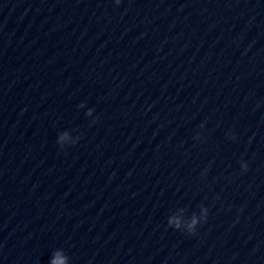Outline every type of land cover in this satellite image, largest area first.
Returning <instances> with one entry per match:
<instances>
[{
  "label": "water",
  "instance_id": "1",
  "mask_svg": "<svg viewBox=\"0 0 264 264\" xmlns=\"http://www.w3.org/2000/svg\"><path fill=\"white\" fill-rule=\"evenodd\" d=\"M57 249L264 264V0H0V264Z\"/></svg>",
  "mask_w": 264,
  "mask_h": 264
},
{
  "label": "clouds",
  "instance_id": "2",
  "mask_svg": "<svg viewBox=\"0 0 264 264\" xmlns=\"http://www.w3.org/2000/svg\"><path fill=\"white\" fill-rule=\"evenodd\" d=\"M116 4H120L121 0H115ZM84 105L81 104L80 107H83ZM94 109H89L87 115L91 116L94 112ZM98 119V118H97ZM96 121H94L95 123ZM203 127V125H201ZM66 135V134H65ZM65 135L59 136L57 143L61 146V148L65 147ZM196 139H200L199 136L196 137ZM230 139L235 140L236 136L231 135ZM78 143V142H76ZM75 143V144H76ZM73 144V145H75ZM242 169L246 172L248 170V164L246 162H241ZM204 212V218L203 221L206 223L208 219L209 209L206 207L203 209ZM183 221L179 217H170L168 220L169 227L175 228L176 230H180L182 227ZM200 224V219L197 216H193L190 223L187 227V232L189 234L195 235L197 230V225ZM50 264H70V257L67 255V253L64 250L57 249L54 250L52 253V256L50 258Z\"/></svg>",
  "mask_w": 264,
  "mask_h": 264
}]
</instances>
